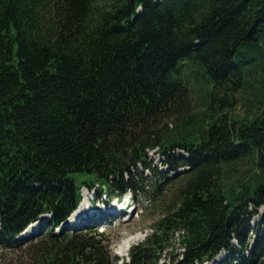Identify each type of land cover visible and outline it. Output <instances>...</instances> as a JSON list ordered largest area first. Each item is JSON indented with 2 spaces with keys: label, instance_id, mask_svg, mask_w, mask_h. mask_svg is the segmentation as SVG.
Returning <instances> with one entry per match:
<instances>
[{
  "label": "trees",
  "instance_id": "16d2710c",
  "mask_svg": "<svg viewBox=\"0 0 264 264\" xmlns=\"http://www.w3.org/2000/svg\"><path fill=\"white\" fill-rule=\"evenodd\" d=\"M96 188L158 208L128 264H264V0H0V248L119 263Z\"/></svg>",
  "mask_w": 264,
  "mask_h": 264
},
{
  "label": "rangeland",
  "instance_id": "374dc122",
  "mask_svg": "<svg viewBox=\"0 0 264 264\" xmlns=\"http://www.w3.org/2000/svg\"><path fill=\"white\" fill-rule=\"evenodd\" d=\"M190 100L191 104L194 105L195 100L193 98ZM168 122L172 123L174 120L170 119ZM169 126L171 125L169 124ZM148 162L153 163L155 166H159V160L154 151L148 152ZM231 170H233L231 171L233 176H236L238 173L247 171L248 166L241 164L236 167H232ZM229 173H227L226 176ZM169 189H171V191L168 192L170 194L168 197H171L173 189ZM85 191L88 193L86 197L89 198L88 210L79 219L74 220L71 223L74 225L79 223L82 226L86 225L90 221H92L93 224L94 222L97 224L103 223V225L100 226L99 232L103 233L104 239H108L110 241L108 251L111 256L118 258L119 263L117 264H128L127 256L130 249L127 251V256L121 259L120 257H123L121 254L122 244L128 238L133 237H137L138 241H136L132 246L140 244L150 234V220L155 214L159 213L158 208H150V205L145 201V199H142L139 196L131 198L130 194H126L124 197L117 200L115 196L110 198L109 195H105L104 192L99 190V188H96V190L92 192L83 189L81 193L85 194ZM125 201L127 202L125 203ZM123 204L124 209L122 210L121 208ZM112 208L120 210L118 213L119 215L113 216L108 213L109 209ZM249 236L252 237L251 234ZM179 249L180 246L176 243L174 248L167 251V254L159 264H177L180 254ZM224 256L225 253L222 252L221 255L213 261V264H219L220 260ZM27 259V255L24 250L19 249L11 251L0 248V264H17Z\"/></svg>",
  "mask_w": 264,
  "mask_h": 264
},
{
  "label": "bare ground",
  "instance_id": "6f19581e",
  "mask_svg": "<svg viewBox=\"0 0 264 264\" xmlns=\"http://www.w3.org/2000/svg\"><path fill=\"white\" fill-rule=\"evenodd\" d=\"M88 195V193L85 191V194L81 193V201L78 205V208L72 213V215L68 218V220L66 221V223H70L74 220L79 219L84 213H86V211L88 210V206H89V198L86 197ZM127 201H125L126 203ZM118 205V204H116ZM122 210L124 209V204L121 208ZM120 210H117L116 208H112L109 209V212L111 215L116 216L119 215ZM115 212V213H114ZM32 226L29 227L28 231H31ZM138 241L137 237H133V238H128L127 240L124 241V243L122 244L121 247V254L123 257H120L121 259L124 258L125 256H127V251L130 249V247L136 242ZM119 254V253H118Z\"/></svg>",
  "mask_w": 264,
  "mask_h": 264
}]
</instances>
